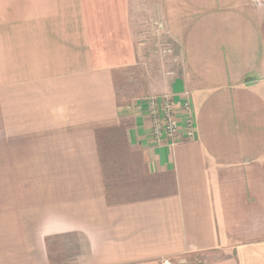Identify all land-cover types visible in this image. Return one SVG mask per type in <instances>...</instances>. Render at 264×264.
<instances>
[{
    "label": "crops",
    "instance_id": "0c3cea01",
    "mask_svg": "<svg viewBox=\"0 0 264 264\" xmlns=\"http://www.w3.org/2000/svg\"><path fill=\"white\" fill-rule=\"evenodd\" d=\"M152 23L168 92L193 103L196 137L173 147L117 97ZM137 164L146 196L121 199ZM198 253L264 264V0H0V264Z\"/></svg>",
    "mask_w": 264,
    "mask_h": 264
},
{
    "label": "rangeland",
    "instance_id": "374dc122",
    "mask_svg": "<svg viewBox=\"0 0 264 264\" xmlns=\"http://www.w3.org/2000/svg\"><path fill=\"white\" fill-rule=\"evenodd\" d=\"M154 27L155 24L152 23L153 32L151 30L148 31L146 54L139 66L116 71V91L120 103L136 105L140 103V100L148 96L161 95L169 91L168 79L172 76V71L174 70L170 63L175 62L176 58H172L170 53L165 54L162 52L164 44L168 45V43L165 36H162L163 33L161 32L162 34L159 35L157 30H155L156 27L155 29ZM135 156L138 155L136 154ZM118 173L114 178V189L122 194L121 199H135L146 196V194H142L144 185L141 184L145 182L144 180L147 177L141 166L137 164L131 169H126L125 172L122 169ZM124 193L128 195L124 196ZM53 247L56 249L60 248L61 251L65 249L60 254L67 255L68 258L75 255L74 245L53 243ZM208 260L210 258L204 257L200 253L185 254L173 257L166 264H204Z\"/></svg>",
    "mask_w": 264,
    "mask_h": 264
},
{
    "label": "built area",
    "instance_id": "2783aa9c",
    "mask_svg": "<svg viewBox=\"0 0 264 264\" xmlns=\"http://www.w3.org/2000/svg\"><path fill=\"white\" fill-rule=\"evenodd\" d=\"M158 34L163 25L156 23ZM169 45L164 44L162 52L171 53ZM140 109L145 111L146 122L151 136L158 144L175 146L183 141L195 139L196 123L190 94L185 91L179 99L173 93L148 96L140 100Z\"/></svg>",
    "mask_w": 264,
    "mask_h": 264
}]
</instances>
